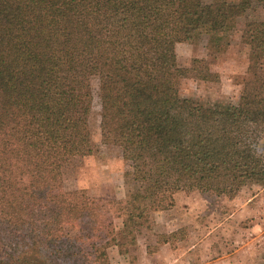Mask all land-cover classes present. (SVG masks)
<instances>
[{"label": "trees", "instance_id": "obj_1", "mask_svg": "<svg viewBox=\"0 0 264 264\" xmlns=\"http://www.w3.org/2000/svg\"><path fill=\"white\" fill-rule=\"evenodd\" d=\"M259 0H0V264H109L117 243L152 232L180 192L233 199L264 185V21L245 23L248 65L237 105L206 108L179 95L189 70L176 45L224 39ZM203 79H206L205 77ZM98 86L100 130L132 168L136 189L103 201L63 187L61 162L92 153L79 141ZM83 126V127H82ZM84 209L82 248L50 234ZM158 235L157 245H172ZM81 250V249H80ZM147 254L155 251L146 247Z\"/></svg>", "mask_w": 264, "mask_h": 264}, {"label": "rangeland", "instance_id": "obj_2", "mask_svg": "<svg viewBox=\"0 0 264 264\" xmlns=\"http://www.w3.org/2000/svg\"><path fill=\"white\" fill-rule=\"evenodd\" d=\"M249 21H264V0L238 18L234 31L226 38L213 40L203 36L189 46L178 45V65L189 70L188 76L179 81L182 98L213 109L238 104L249 51L241 42V33ZM260 74L264 76V59ZM97 92L94 80L92 109L78 138L89 144L92 153L60 164L65 190L109 202L124 198L136 185L132 181V168L124 161L121 150L102 137ZM256 151L264 156V134ZM153 219L152 232L140 231L135 243L122 240V220L113 219L117 243L107 249L109 264H264L263 184L246 186L233 199L197 191L180 192L174 197V205L154 213ZM86 227L85 210L81 208L68 211L60 226L39 229L37 233L50 234L61 254L76 251L81 256L82 241L76 248L74 239L85 235ZM171 233H175L172 245H157L156 236ZM147 246L155 251L152 255L147 254Z\"/></svg>", "mask_w": 264, "mask_h": 264}, {"label": "crops", "instance_id": "obj_3", "mask_svg": "<svg viewBox=\"0 0 264 264\" xmlns=\"http://www.w3.org/2000/svg\"><path fill=\"white\" fill-rule=\"evenodd\" d=\"M178 45H187V46H189V44H186V43H180V44H177L176 45V55H177V49H178ZM177 59H178V57H177ZM166 245H168V244H165V245H163V246H166Z\"/></svg>", "mask_w": 264, "mask_h": 264}]
</instances>
